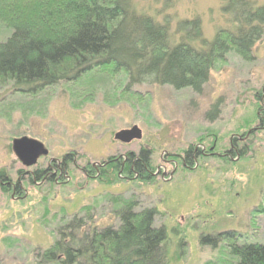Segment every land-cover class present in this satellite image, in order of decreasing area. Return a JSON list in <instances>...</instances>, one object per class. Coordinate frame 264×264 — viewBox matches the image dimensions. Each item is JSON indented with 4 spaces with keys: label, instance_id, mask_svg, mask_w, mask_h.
I'll use <instances>...</instances> for the list:
<instances>
[{
    "label": "rangeland",
    "instance_id": "rangeland-1",
    "mask_svg": "<svg viewBox=\"0 0 264 264\" xmlns=\"http://www.w3.org/2000/svg\"><path fill=\"white\" fill-rule=\"evenodd\" d=\"M250 1L255 7L264 4ZM129 3L137 15L166 25L172 43L184 36L177 32L182 21L197 19L207 41L235 25L234 12L224 11L227 3L221 0ZM10 34L0 21V43ZM252 55L246 61L229 53L199 93L149 84L125 93L123 76L106 69L36 95L0 82V172L15 180L17 172L26 170L12 147L21 138L39 142L46 159L70 155L73 160L66 189L25 184L23 199L0 190V264H37V255L53 245L58 230L74 217L87 218V225L99 228L116 227V201L133 202L135 211L157 210L154 226L166 230L169 264H231L223 244L217 249L201 244L202 238L220 233L235 232L263 243L264 109L258 110L255 95L264 91V39L254 45ZM132 126L142 131L141 140H114L115 133ZM190 146L204 154L191 170L180 160ZM232 146L236 152L245 147L246 155L226 156ZM141 149L151 152L150 182L123 174L116 179L108 168L92 180L82 175L84 167ZM39 162H44L42 156Z\"/></svg>",
    "mask_w": 264,
    "mask_h": 264
},
{
    "label": "trees",
    "instance_id": "trees-1",
    "mask_svg": "<svg viewBox=\"0 0 264 264\" xmlns=\"http://www.w3.org/2000/svg\"><path fill=\"white\" fill-rule=\"evenodd\" d=\"M221 1L227 3L224 11L234 12L232 30L219 31L207 41L197 19L182 21L177 32L184 36L172 43L168 27L134 13L129 0H0V21L11 29L0 43V82H10L15 92L36 95L106 69L123 76L125 93L143 84L199 93L211 70L229 53L252 61L254 45L264 39V4ZM255 98L258 110L264 109V91ZM237 141V136L231 139ZM226 153L242 157L246 148L236 152L232 146ZM202 155L201 149L190 146L181 166L191 170ZM122 160V171L118 165L108 167L116 179L122 174L129 180L154 179L150 150L127 153ZM118 203L116 227L99 228L87 225V218L74 217L58 230L53 245L37 255V264H169L166 230L154 226L157 210L135 211L133 202ZM201 244L212 249L223 244L231 264H264V242H250L235 232L204 237Z\"/></svg>",
    "mask_w": 264,
    "mask_h": 264
},
{
    "label": "flooded vegetation",
    "instance_id": "flooded-vegetation-1",
    "mask_svg": "<svg viewBox=\"0 0 264 264\" xmlns=\"http://www.w3.org/2000/svg\"><path fill=\"white\" fill-rule=\"evenodd\" d=\"M42 150L44 149L42 148ZM41 156L44 159L43 163L39 162ZM46 157L47 155L39 153L31 165L26 166L21 163L26 170L17 172L15 180H11L4 172H0V190L5 193H10L13 199H23L27 193L24 187L25 184L28 186L32 185L36 188L53 186L59 189H66L72 179L71 172L68 170L70 161H73L71 160L72 157L65 155L60 160L46 159ZM122 157L119 156L104 162L91 164L89 167H84L81 171L82 175L85 176L86 180H92L95 177H99L111 164L120 166V171H122L126 166L124 160L120 161Z\"/></svg>",
    "mask_w": 264,
    "mask_h": 264
},
{
    "label": "water",
    "instance_id": "water-1",
    "mask_svg": "<svg viewBox=\"0 0 264 264\" xmlns=\"http://www.w3.org/2000/svg\"><path fill=\"white\" fill-rule=\"evenodd\" d=\"M141 138L142 131L137 126L121 130L114 135V140L121 144H129L133 141H139ZM12 147L16 157L26 166L31 165L39 153L47 155V151L42 150L43 147L39 142L27 138L13 141Z\"/></svg>",
    "mask_w": 264,
    "mask_h": 264
}]
</instances>
